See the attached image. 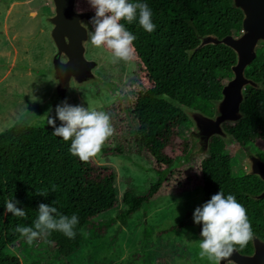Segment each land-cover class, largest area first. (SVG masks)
Here are the masks:
<instances>
[{
	"label": "trees",
	"instance_id": "1",
	"mask_svg": "<svg viewBox=\"0 0 264 264\" xmlns=\"http://www.w3.org/2000/svg\"><path fill=\"white\" fill-rule=\"evenodd\" d=\"M105 1L119 28L105 31L106 38L114 44L129 42L149 82V87L133 92L134 142L164 168L147 191L124 190L123 207L100 218L118 202L115 173L90 161L85 132L65 119L16 121L0 132V264H20L7 246L22 237L42 239L53 257H67L78 249L82 230L89 238L97 237L147 205L173 163L164 149L173 146L179 128L190 123L182 107L212 115L210 84L231 74L232 49L223 44L196 48L206 34H239L242 13L231 0ZM244 75L258 86L244 87L241 116L222 128L248 150L256 141L264 142V42ZM109 151L120 153L116 147L102 149ZM191 155L183 150L185 159ZM256 155L264 160V150ZM239 173L232 171L224 139L211 136L200 162L205 221L221 244L247 253L252 234L264 242V197H253L264 182Z\"/></svg>",
	"mask_w": 264,
	"mask_h": 264
},
{
	"label": "rangeland",
	"instance_id": "2",
	"mask_svg": "<svg viewBox=\"0 0 264 264\" xmlns=\"http://www.w3.org/2000/svg\"><path fill=\"white\" fill-rule=\"evenodd\" d=\"M73 9L87 14L80 22L86 31L83 56L91 67L75 71L76 78L56 105L57 94L52 96L57 76L51 74V59L57 49L49 36L52 24L48 21L54 14L52 0H0V132L18 120L41 124L64 119L85 132L90 161L115 173L118 202L100 216L106 218L123 207L124 190L147 191L164 166L134 142L133 92L149 87V82L129 42L114 44L106 38L105 31L119 32L113 13L105 0H74ZM59 60H66L63 52ZM232 76L231 72L210 84L214 106L210 117L218 113L215 104ZM182 108L190 123L181 126L173 146L164 149L173 163L146 208L142 206L125 223H115L97 237L89 238L82 230L83 240L67 257H53L47 242L29 237L9 244L7 252L17 256L20 264H219L217 254L198 231L199 224L208 229L200 178V162L207 149L199 150L191 112L203 111ZM235 121L227 119L219 126ZM224 141L232 171L259 178L254 160L264 166L256 155L264 150V142L258 140L247 150L230 138ZM106 147L119 148L120 153H103ZM183 150L192 155L185 159ZM179 223L176 230L169 229Z\"/></svg>",
	"mask_w": 264,
	"mask_h": 264
},
{
	"label": "water",
	"instance_id": "3",
	"mask_svg": "<svg viewBox=\"0 0 264 264\" xmlns=\"http://www.w3.org/2000/svg\"><path fill=\"white\" fill-rule=\"evenodd\" d=\"M231 1L242 13V32L236 36L227 34L221 38L213 34H206L200 37V42L196 46L197 48L205 44H223L235 53V63L230 67L233 76L222 87V98L215 104L218 113L214 117H210V115L200 111L191 112V119L197 127L201 152L207 149L211 136L217 135L223 139L228 138L227 133L222 128L223 124L219 126V123L227 119L237 120L241 116L239 104L243 100L244 87L246 85L258 86L244 75V68L255 56L257 41L263 40L264 42V0ZM52 2L54 14L48 17V21L52 24L49 36L57 50L51 59V74L58 77L53 76L56 83L52 97L54 98L57 94L56 105H59L62 101L63 92L68 88L71 79L76 78L75 71L81 68L88 70L91 63L87 62L83 56V40L86 37V31L80 22L81 18L87 14L74 11V0H52ZM61 52L66 55L64 62L59 60ZM254 165L257 166L255 171L259 179L264 182V166L258 160H254ZM253 197H264V189ZM198 231L217 254L219 264H224L226 261H232L235 264H264V242L258 236L254 234L250 236L252 253L244 255L239 254L234 247L221 244L210 229L204 225L199 224Z\"/></svg>",
	"mask_w": 264,
	"mask_h": 264
},
{
	"label": "flooded vegetation",
	"instance_id": "4",
	"mask_svg": "<svg viewBox=\"0 0 264 264\" xmlns=\"http://www.w3.org/2000/svg\"><path fill=\"white\" fill-rule=\"evenodd\" d=\"M236 249V248H235ZM237 250V249H236ZM237 252L239 253V254H244V255H249L250 253H252V248H251V250L249 251V252H247V253H245V252H239L238 250H237Z\"/></svg>",
	"mask_w": 264,
	"mask_h": 264
}]
</instances>
